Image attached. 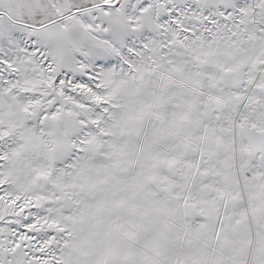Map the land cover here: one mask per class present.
Wrapping results in <instances>:
<instances>
[{"label": "snow or ice", "instance_id": "snow-or-ice-1", "mask_svg": "<svg viewBox=\"0 0 264 264\" xmlns=\"http://www.w3.org/2000/svg\"><path fill=\"white\" fill-rule=\"evenodd\" d=\"M0 264H264V0H0Z\"/></svg>", "mask_w": 264, "mask_h": 264}]
</instances>
